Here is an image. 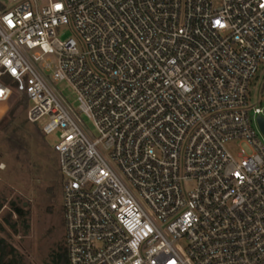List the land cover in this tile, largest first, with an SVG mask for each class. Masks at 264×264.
Masks as SVG:
<instances>
[{"label":"built area","instance_id":"2783aa9c","mask_svg":"<svg viewBox=\"0 0 264 264\" xmlns=\"http://www.w3.org/2000/svg\"><path fill=\"white\" fill-rule=\"evenodd\" d=\"M12 1L0 102L58 132L67 264H264V0Z\"/></svg>","mask_w":264,"mask_h":264},{"label":"rangeland","instance_id":"374dc122","mask_svg":"<svg viewBox=\"0 0 264 264\" xmlns=\"http://www.w3.org/2000/svg\"><path fill=\"white\" fill-rule=\"evenodd\" d=\"M0 4L9 8L14 2L0 0ZM57 37L60 40L68 37L77 39L69 27H63ZM262 77L264 67H259L250 86L252 100L264 96ZM54 86L72 106H76L75 94L68 84L59 81L54 82ZM26 108L24 96L18 94L0 102V238L15 249L21 264H45L52 252L65 248L62 175L53 148L58 132L43 135L40 129L47 117L38 119L36 123L28 122ZM82 119L89 129H93L89 120ZM226 146L234 156L241 148L248 150L244 143L237 141L228 142ZM10 201L26 207L27 230L21 223L16 225V230L6 223ZM15 219V214H11L10 220Z\"/></svg>","mask_w":264,"mask_h":264},{"label":"trees","instance_id":"16d2710c","mask_svg":"<svg viewBox=\"0 0 264 264\" xmlns=\"http://www.w3.org/2000/svg\"><path fill=\"white\" fill-rule=\"evenodd\" d=\"M4 8L5 7L0 4V10ZM9 205L10 213L7 217H5L6 223L10 225L13 230H16V225L21 223V226L27 230L29 225L27 223L28 211L26 207L16 203L15 201H10ZM11 214H15V220H10ZM0 264H21L20 256L3 238H0ZM45 264H67L66 249L63 247L60 250L52 252Z\"/></svg>","mask_w":264,"mask_h":264},{"label":"water","instance_id":"95a60500","mask_svg":"<svg viewBox=\"0 0 264 264\" xmlns=\"http://www.w3.org/2000/svg\"><path fill=\"white\" fill-rule=\"evenodd\" d=\"M256 122H257V126H258L259 130L261 131V133L264 136V117L257 116Z\"/></svg>","mask_w":264,"mask_h":264}]
</instances>
